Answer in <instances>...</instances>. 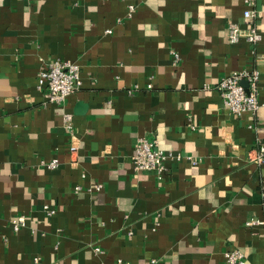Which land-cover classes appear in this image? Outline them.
I'll return each mask as SVG.
<instances>
[{
    "label": "crops",
    "instance_id": "crops-1",
    "mask_svg": "<svg viewBox=\"0 0 264 264\" xmlns=\"http://www.w3.org/2000/svg\"><path fill=\"white\" fill-rule=\"evenodd\" d=\"M230 24L260 42H230ZM55 59L81 72L75 155L38 83ZM242 70L261 108L238 117L217 86ZM140 137L173 155L162 178L133 170ZM260 143L264 0H0V264H228L235 248L264 264Z\"/></svg>",
    "mask_w": 264,
    "mask_h": 264
},
{
    "label": "built area",
    "instance_id": "built-area-1",
    "mask_svg": "<svg viewBox=\"0 0 264 264\" xmlns=\"http://www.w3.org/2000/svg\"><path fill=\"white\" fill-rule=\"evenodd\" d=\"M254 13L250 10L245 12L246 18H251ZM262 36L256 27L242 29L237 24H230L229 26V39L232 43H237L240 40H246L252 45L260 42ZM174 61L177 62L180 58L177 52H173ZM80 68L78 65L71 61L55 59L45 66L39 75V87L45 89L46 100L48 104L60 106L63 111V128L70 137L69 151L71 155H75L79 148V139L76 137L74 127V115L67 110V100L71 94L79 90L82 86ZM259 80L260 74L257 70H242L231 73L221 80L217 86L224 105L228 111L236 116L250 113L255 115L261 108L258 99L259 93ZM243 82H247L248 86L245 87ZM151 88V86H149ZM136 88L129 90L132 94ZM193 130L196 129L192 125ZM258 152L255 156H250L249 160L259 165L264 163V143H260ZM171 153H167L160 148L157 140H148L147 138L140 137L137 139L134 152L132 156V167L135 172L141 171H155L160 178L164 176L167 171L166 161L171 157ZM173 156V155H172ZM196 164V161L193 160ZM42 166L48 170H55L59 166V161L54 159L52 161L42 162ZM102 185H97L89 191H98L102 189ZM81 188L77 187L75 192ZM48 214H53L54 211L46 207ZM261 224L257 220L248 222V225ZM27 226L26 219L23 216L12 219V228L15 232ZM96 251H98L96 249ZM225 259L228 264H246L245 254L235 248L225 253ZM35 262L39 264V259L36 258ZM113 264H130L122 259H119Z\"/></svg>",
    "mask_w": 264,
    "mask_h": 264
},
{
    "label": "water",
    "instance_id": "water-1",
    "mask_svg": "<svg viewBox=\"0 0 264 264\" xmlns=\"http://www.w3.org/2000/svg\"><path fill=\"white\" fill-rule=\"evenodd\" d=\"M243 85H244L245 87H247V86H248V83H247V82H243Z\"/></svg>",
    "mask_w": 264,
    "mask_h": 264
}]
</instances>
